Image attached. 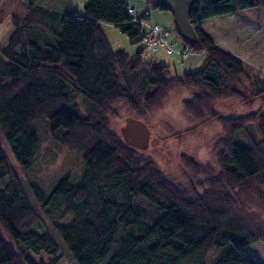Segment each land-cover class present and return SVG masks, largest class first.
Masks as SVG:
<instances>
[{"label": "trees", "instance_id": "trees-1", "mask_svg": "<svg viewBox=\"0 0 264 264\" xmlns=\"http://www.w3.org/2000/svg\"><path fill=\"white\" fill-rule=\"evenodd\" d=\"M22 2L0 44V127L24 170L38 150L33 122L40 117L55 142L81 155L76 179L65 175L48 193L32 185L78 264H99L104 257L100 264H204L209 250L216 251L209 264H264L258 210L264 212V112L228 116L214 107L221 97L264 102V74L216 45L200 26L215 15L264 10V0H193L187 10L193 42L180 35L169 6L152 0L171 14L177 44L203 54L177 76L142 49L110 47L101 22L117 26L131 43L142 39L144 28L128 14L126 0H86L83 13ZM136 14L149 19L146 11ZM175 86L194 89L182 105L198 121L174 134L214 120L221 134L207 158L181 153L179 174L171 175L126 143L114 119L122 108L149 114ZM241 131L248 144L235 141ZM39 219L0 148V264L58 262L59 245L37 229Z\"/></svg>", "mask_w": 264, "mask_h": 264}, {"label": "rangeland", "instance_id": "rangeland-1", "mask_svg": "<svg viewBox=\"0 0 264 264\" xmlns=\"http://www.w3.org/2000/svg\"><path fill=\"white\" fill-rule=\"evenodd\" d=\"M33 1L34 4L53 10L74 9L83 13L86 0H24ZM20 2V3H19ZM22 0H0V44H5L10 35L13 25L11 16L13 12L21 9ZM128 7L137 12L146 11L149 14V24H160L166 26L169 31L167 38L170 42L180 43V39L171 24V14L166 10H159L153 6L152 0H126ZM200 26L213 39L216 45L224 46L238 55L249 65L264 72V10L261 7L245 8L234 13H224L206 18L200 22ZM103 30L110 47L113 50H123L134 53L142 49V55H151L144 47L141 40L131 43L126 33L119 30L117 26L101 22ZM195 53L187 56V58ZM197 54V53H196ZM201 56L202 52L199 53ZM155 61H164L169 65L170 76H177L187 69L182 66L186 63L180 54H170L164 48H158L155 52ZM259 58V59H258ZM184 60V61H183ZM174 65V66H173ZM194 68V67H193ZM190 68V69H193ZM261 75V74H260ZM194 89L190 87L175 86L163 99L162 104L152 110L149 114L139 115L134 111L120 109L119 117L114 119V127L120 131L127 118H135L143 121L150 132L148 145L145 153L150 154L157 165L171 175L179 174L180 154L187 153L195 157L207 158L208 150L221 134L220 124L217 121H209L194 129L175 135V132L183 128H189L198 121L197 117L184 111L182 101L189 99ZM214 107L223 115L234 116L261 110L264 112V102L258 98L251 104L239 103L233 97L217 98ZM39 138L38 150L29 169H22L16 160L0 127V148L11 169L17 174L24 188L25 195L30 203L40 213L39 231H47L59 245L60 258L56 264H78L76 259L57 231L51 226L49 219L43 214L40 201L36 200L32 185L41 188L48 193L50 187L59 178L69 175L76 179L82 171L83 163L81 155L73 150L58 144L52 138L50 130L43 118H37L33 122ZM235 141L248 144L249 139L243 131L238 132ZM259 210V216L264 219V212ZM257 210V211H258ZM71 217L68 213L65 220ZM254 226H257L255 224ZM264 229V226H262ZM224 249V248H223ZM220 249L219 250H223ZM216 251L209 250L203 258L204 264H209L215 257ZM33 256V255H32ZM37 260L38 256H33ZM42 257L47 256L42 253ZM106 257L98 263H102ZM182 264H191L184 262Z\"/></svg>", "mask_w": 264, "mask_h": 264}, {"label": "water", "instance_id": "water-1", "mask_svg": "<svg viewBox=\"0 0 264 264\" xmlns=\"http://www.w3.org/2000/svg\"><path fill=\"white\" fill-rule=\"evenodd\" d=\"M165 2L174 15V21L178 32L187 41L196 40V33L187 18L188 5L193 0H156ZM120 133L126 143L138 148L145 149L149 140L147 125L138 119L127 118L120 129Z\"/></svg>", "mask_w": 264, "mask_h": 264}, {"label": "built area", "instance_id": "built-area-1", "mask_svg": "<svg viewBox=\"0 0 264 264\" xmlns=\"http://www.w3.org/2000/svg\"><path fill=\"white\" fill-rule=\"evenodd\" d=\"M127 12L130 16H133L134 21H139L144 28L142 41L145 49L153 58L158 48H164L167 53L180 54L182 57L187 58L188 55L192 54L187 48L176 47V43L168 40L167 33L168 28L160 24H149L147 21L139 20L134 8L129 7Z\"/></svg>", "mask_w": 264, "mask_h": 264}, {"label": "crops", "instance_id": "crops-1", "mask_svg": "<svg viewBox=\"0 0 264 264\" xmlns=\"http://www.w3.org/2000/svg\"><path fill=\"white\" fill-rule=\"evenodd\" d=\"M171 25H172V23L170 24V27H171ZM222 47H224V46H222ZM224 48H226V47H224ZM228 49V48H227ZM201 55L200 54H193V55H191V56H189L188 58H187V61H186V63H184V62H182V66L184 65V66H186V68L187 69H190V68H193V67H195V66H197L199 63L198 62H200V59H201ZM259 59V58H258ZM184 61V60H183ZM174 66V65H173ZM261 75L262 74H264V72L263 73H260Z\"/></svg>", "mask_w": 264, "mask_h": 264}]
</instances>
